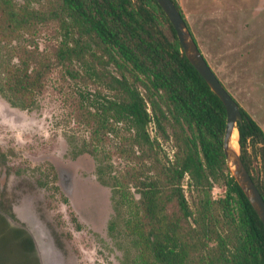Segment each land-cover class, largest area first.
Returning <instances> with one entry per match:
<instances>
[{"label": "trees", "instance_id": "trees-1", "mask_svg": "<svg viewBox=\"0 0 264 264\" xmlns=\"http://www.w3.org/2000/svg\"><path fill=\"white\" fill-rule=\"evenodd\" d=\"M35 1L14 11L11 0H0V36L52 21L61 40L51 56L37 46L16 60L1 55L0 96L32 111L53 70L75 83L74 120L90 137L74 154L109 159L115 152L134 164L116 175L103 164L96 173L112 189L116 219L109 230L129 239L135 264H264V225L225 163V107L186 58L156 1L56 0L48 15L29 9ZM240 113V158L264 200V131L242 107ZM157 137L173 143L172 160ZM185 178L198 193L194 210ZM221 185L225 193L214 199L212 189Z\"/></svg>", "mask_w": 264, "mask_h": 264}, {"label": "rangeland", "instance_id": "rangeland-1", "mask_svg": "<svg viewBox=\"0 0 264 264\" xmlns=\"http://www.w3.org/2000/svg\"><path fill=\"white\" fill-rule=\"evenodd\" d=\"M175 1L209 67L264 131V0ZM11 2L14 11L26 4ZM55 4L36 0L29 9L48 15ZM2 39L0 56L14 58L34 46L51 56L61 36L58 23L49 21L17 26ZM74 84L62 70H53L32 111L13 108L0 96V220L8 237L7 245L0 246V264H135L129 239L117 228L109 230L116 219L112 189L96 173L103 164L112 166V175L134 164L115 152L109 159L74 154L90 137L74 120L79 105ZM149 131L156 136L152 125ZM157 142L172 160L173 143L160 137ZM254 166L260 168L255 155ZM183 184L194 210L198 193L188 178ZM225 190L213 187L212 197H223ZM18 236L29 254L22 251Z\"/></svg>", "mask_w": 264, "mask_h": 264}, {"label": "water", "instance_id": "water-1", "mask_svg": "<svg viewBox=\"0 0 264 264\" xmlns=\"http://www.w3.org/2000/svg\"><path fill=\"white\" fill-rule=\"evenodd\" d=\"M155 1L172 25L186 58L202 76L211 91L220 99L225 107L226 122L222 139V149L225 157V163L231 176L234 178L264 225V200L247 173L240 158L238 130L236 128L237 123L241 121L240 106L224 88L215 73L207 64L174 3L171 0ZM234 133L237 135V150L231 146V139Z\"/></svg>", "mask_w": 264, "mask_h": 264}, {"label": "flooded vegetation", "instance_id": "flooded-vegetation-1", "mask_svg": "<svg viewBox=\"0 0 264 264\" xmlns=\"http://www.w3.org/2000/svg\"><path fill=\"white\" fill-rule=\"evenodd\" d=\"M2 225H3V220L1 219L0 220V246L2 247V245H7L6 243V239H8V237H7V234H6V236L4 235V233H3V228H2ZM12 233H13V231H12ZM15 234H17V233H15ZM16 239L18 240V241H20V245H21V249H22V251H24V253H28L29 254V248H28V246L27 245H24L25 244V240L23 241V239L21 238L20 239V237L18 236V237H16ZM6 240V241H5ZM24 243V244H23Z\"/></svg>", "mask_w": 264, "mask_h": 264}, {"label": "bare ground", "instance_id": "bare-ground-1", "mask_svg": "<svg viewBox=\"0 0 264 264\" xmlns=\"http://www.w3.org/2000/svg\"><path fill=\"white\" fill-rule=\"evenodd\" d=\"M231 146L237 150L238 149V145H237V135L236 133H234V135L232 136V139H231Z\"/></svg>", "mask_w": 264, "mask_h": 264}]
</instances>
